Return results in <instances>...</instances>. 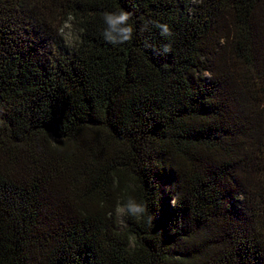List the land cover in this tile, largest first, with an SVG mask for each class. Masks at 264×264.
<instances>
[{"label":"trees","instance_id":"trees-1","mask_svg":"<svg viewBox=\"0 0 264 264\" xmlns=\"http://www.w3.org/2000/svg\"><path fill=\"white\" fill-rule=\"evenodd\" d=\"M0 264H264V0H0Z\"/></svg>","mask_w":264,"mask_h":264},{"label":"clouds","instance_id":"clouds-1","mask_svg":"<svg viewBox=\"0 0 264 264\" xmlns=\"http://www.w3.org/2000/svg\"><path fill=\"white\" fill-rule=\"evenodd\" d=\"M133 14L126 11L120 10L116 12H104L102 19L106 25L102 32L104 40L113 45H124L133 41L136 29L132 23ZM154 26L159 29L162 37L171 36V31L168 24L160 23L159 21L148 20L141 31H148L149 26ZM146 48H151L152 45L145 43ZM172 51L170 44H165L159 50L160 55H167ZM175 204V201H172ZM115 213L119 217H131L137 220L143 219L145 216H149L150 220H155V216L149 215V209L146 203L138 202L136 199L129 197L125 202H117Z\"/></svg>","mask_w":264,"mask_h":264},{"label":"rangeland","instance_id":"rangeland-1","mask_svg":"<svg viewBox=\"0 0 264 264\" xmlns=\"http://www.w3.org/2000/svg\"><path fill=\"white\" fill-rule=\"evenodd\" d=\"M62 39L65 43V46L71 51L77 45L79 41V34L72 26H67L62 32ZM117 221L120 229H125L128 226L127 217L117 216Z\"/></svg>","mask_w":264,"mask_h":264}]
</instances>
